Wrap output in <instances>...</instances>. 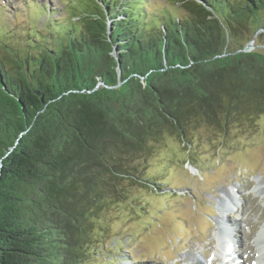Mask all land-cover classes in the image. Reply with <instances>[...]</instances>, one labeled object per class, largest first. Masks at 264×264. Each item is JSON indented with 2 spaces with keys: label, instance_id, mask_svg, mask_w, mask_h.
Here are the masks:
<instances>
[{
  "label": "trees",
  "instance_id": "16d2710c",
  "mask_svg": "<svg viewBox=\"0 0 264 264\" xmlns=\"http://www.w3.org/2000/svg\"><path fill=\"white\" fill-rule=\"evenodd\" d=\"M86 1H30L25 30L0 9V264H114L96 227L162 192L155 144L264 111V0Z\"/></svg>",
  "mask_w": 264,
  "mask_h": 264
},
{
  "label": "rangeland",
  "instance_id": "374dc122",
  "mask_svg": "<svg viewBox=\"0 0 264 264\" xmlns=\"http://www.w3.org/2000/svg\"><path fill=\"white\" fill-rule=\"evenodd\" d=\"M30 1L54 11L52 19L64 8V0H0L3 22L25 30ZM222 132L200 125L186 136L191 146L170 135L155 144L143 173L164 189L131 188L101 217L99 262L264 264V111L239 116Z\"/></svg>",
  "mask_w": 264,
  "mask_h": 264
},
{
  "label": "water",
  "instance_id": "95a60500",
  "mask_svg": "<svg viewBox=\"0 0 264 264\" xmlns=\"http://www.w3.org/2000/svg\"><path fill=\"white\" fill-rule=\"evenodd\" d=\"M256 37V34L254 35L253 39L251 41H249L248 43L245 44V46L237 51L236 53H240V52H250L252 50H254L256 48L255 44H254V38ZM113 56H115V51L113 50ZM100 85H103L102 83H100ZM121 85V83H118V86Z\"/></svg>",
  "mask_w": 264,
  "mask_h": 264
},
{
  "label": "bare ground",
  "instance_id": "6f19581e",
  "mask_svg": "<svg viewBox=\"0 0 264 264\" xmlns=\"http://www.w3.org/2000/svg\"><path fill=\"white\" fill-rule=\"evenodd\" d=\"M237 189H239V188H237ZM224 194H225V193H224ZM227 195H228V194H227ZM227 195H226V196H227ZM227 197H228V196H227ZM230 197H231V196H230ZM239 197H240V196H239ZM240 198H241V197H240ZM224 222L226 223L227 220H225ZM225 223H224V224H225ZM227 228H228V227H227ZM227 228H226V229H227ZM227 230H228V229H227ZM228 231H229V230H228ZM233 231H234L233 229H232V232H231V230L229 231V232H230L229 234L232 235V237L235 236V233H234ZM261 234H262V232L259 233L258 237H260ZM245 236H246V235H245ZM245 236H244V237H245ZM250 236H251V235H250ZM205 253H206V252H205ZM234 258H235V257H233L232 259H234ZM247 261H248V258H246V262L243 261L242 258H239V260H238V262L243 263V264L247 263ZM212 263H213V262H212Z\"/></svg>",
  "mask_w": 264,
  "mask_h": 264
}]
</instances>
